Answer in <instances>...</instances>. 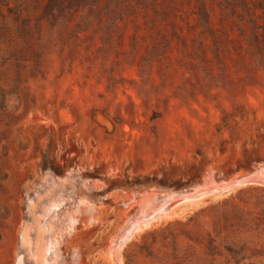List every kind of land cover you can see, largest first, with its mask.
I'll return each mask as SVG.
<instances>
[{
	"label": "rangeland",
	"instance_id": "rangeland-1",
	"mask_svg": "<svg viewBox=\"0 0 264 264\" xmlns=\"http://www.w3.org/2000/svg\"><path fill=\"white\" fill-rule=\"evenodd\" d=\"M84 14L17 64L0 46V264H264L263 186L173 196L264 168L262 71L144 72L133 25Z\"/></svg>",
	"mask_w": 264,
	"mask_h": 264
},
{
	"label": "trees",
	"instance_id": "trees-1",
	"mask_svg": "<svg viewBox=\"0 0 264 264\" xmlns=\"http://www.w3.org/2000/svg\"><path fill=\"white\" fill-rule=\"evenodd\" d=\"M80 10L85 11L81 23L95 22L109 33L133 25V51L146 43L139 60L144 72L159 64L162 75L172 72L171 55L176 51L185 77L199 71L213 80L212 63L221 66L219 74L228 75L227 62L250 67L245 74L258 69L264 74V0H0V46L16 48L11 57L17 64L22 48L29 51L37 42L43 49L49 41L44 29L49 35L54 29L67 31ZM139 31L147 34L138 37ZM225 250L234 259L243 249Z\"/></svg>",
	"mask_w": 264,
	"mask_h": 264
},
{
	"label": "water",
	"instance_id": "water-1",
	"mask_svg": "<svg viewBox=\"0 0 264 264\" xmlns=\"http://www.w3.org/2000/svg\"><path fill=\"white\" fill-rule=\"evenodd\" d=\"M249 185H259L264 187V168H255L245 174L228 177L222 180L200 182L196 186L185 189L183 192L177 193L176 195H190L195 197L194 200H198L206 196L229 192L236 188L245 187ZM168 198L169 196L167 198H164L160 206H162L168 200ZM166 210H168L167 205L164 208V211ZM127 240L128 239H126L122 243V245Z\"/></svg>",
	"mask_w": 264,
	"mask_h": 264
},
{
	"label": "bare ground",
	"instance_id": "bare-ground-1",
	"mask_svg": "<svg viewBox=\"0 0 264 264\" xmlns=\"http://www.w3.org/2000/svg\"><path fill=\"white\" fill-rule=\"evenodd\" d=\"M175 195H176V194H174L173 196H175ZM180 195H182V194H180ZM180 195H179V196H180ZM173 196H172V197H173ZM177 196H178V195H177ZM169 197H171V196H169ZM178 200H180V199H179V198L176 199V197H175V198H173L172 200H170L169 202L166 201V203H164V204H166V205L168 206V209H169V208H171V207L177 205V202H179ZM164 208H165V206H164ZM151 220H152V218L150 219V221H151ZM148 221H149V220H146V221H143V222H145V224H148ZM145 224H143V225H145ZM129 227H131V225H130ZM132 233H133L132 230H130V231H128L125 235H123V237H122V235H121V237L119 238V240H118V242L115 244V246L117 247L119 244L122 245V243H123L126 239H128ZM123 234H124V233H123ZM116 247H115V248H116ZM118 248H120V247H118Z\"/></svg>",
	"mask_w": 264,
	"mask_h": 264
}]
</instances>
